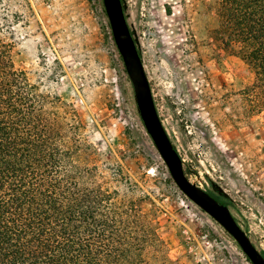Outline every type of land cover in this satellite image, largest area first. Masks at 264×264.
Returning <instances> with one entry per match:
<instances>
[{"label":"rangeland","instance_id":"obj_1","mask_svg":"<svg viewBox=\"0 0 264 264\" xmlns=\"http://www.w3.org/2000/svg\"><path fill=\"white\" fill-rule=\"evenodd\" d=\"M121 3L185 175L226 203L264 257V94L249 91L251 70L215 37L217 0ZM0 41L40 94L57 97V117L91 146L105 186L151 222L161 250L151 264H250L172 182L140 120L102 0H0Z\"/></svg>","mask_w":264,"mask_h":264},{"label":"trees","instance_id":"obj_2","mask_svg":"<svg viewBox=\"0 0 264 264\" xmlns=\"http://www.w3.org/2000/svg\"><path fill=\"white\" fill-rule=\"evenodd\" d=\"M216 14L215 37L251 70L249 91L264 94V0H217ZM92 152L57 117V97L40 94L0 41V264H151L158 256L151 222L105 186Z\"/></svg>","mask_w":264,"mask_h":264},{"label":"water","instance_id":"obj_3","mask_svg":"<svg viewBox=\"0 0 264 264\" xmlns=\"http://www.w3.org/2000/svg\"><path fill=\"white\" fill-rule=\"evenodd\" d=\"M111 36L132 86L136 108L143 127L165 164L172 182L193 204L219 224L236 242L250 264H264V257L236 222L229 208L209 193L191 183L185 175L183 161L171 143L159 118L149 81L121 0H102Z\"/></svg>","mask_w":264,"mask_h":264}]
</instances>
